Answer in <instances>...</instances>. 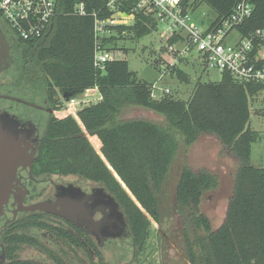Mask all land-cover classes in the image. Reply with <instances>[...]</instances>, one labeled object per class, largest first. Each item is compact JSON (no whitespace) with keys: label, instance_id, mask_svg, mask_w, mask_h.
Instances as JSON below:
<instances>
[{"label":"trees","instance_id":"obj_1","mask_svg":"<svg viewBox=\"0 0 264 264\" xmlns=\"http://www.w3.org/2000/svg\"><path fill=\"white\" fill-rule=\"evenodd\" d=\"M61 1L71 12L78 0ZM106 1L85 0L87 9L99 15L105 11ZM237 1L183 3L193 9L204 3L219 20L232 12ZM251 3V15L238 26L243 34L264 29V0ZM128 28L116 26L118 35L104 41L125 52L119 41L138 39L152 31L139 18L130 34L123 36L121 30ZM93 37L91 16L68 13L57 17L42 36L18 40L24 75L42 82L54 111L62 109L64 92L72 98L96 87L101 95L95 101L80 100L75 115H50L34 163L37 172L74 174L102 183L119 203L135 243L142 248L150 234V218L160 221L157 194L178 150L177 135L185 146L203 133L213 135L223 153L237 161L233 191L224 219L213 229L209 217L200 211V203L202 194L217 186L218 177L204 167L182 166L175 199L186 259L190 264H264V167L250 163L252 144L258 137L250 127V97L260 85L237 83L223 71L218 81H197L186 100L171 94L154 99L151 84L139 79L126 60L107 61L103 69L93 65ZM161 61L166 62L159 56L153 65L157 68ZM168 71L188 82V74L177 64ZM127 105L157 112L167 123L118 118Z\"/></svg>","mask_w":264,"mask_h":264},{"label":"flooded vegetation","instance_id":"obj_2","mask_svg":"<svg viewBox=\"0 0 264 264\" xmlns=\"http://www.w3.org/2000/svg\"><path fill=\"white\" fill-rule=\"evenodd\" d=\"M29 81L35 80L23 73L19 42L0 15V131L15 144L2 147L0 139V151L18 161L12 193L0 213V264H126L130 250V259H136L141 247L102 183L35 169L41 127L54 110L46 93L36 92ZM35 203L51 207L26 209ZM23 248L32 258L20 256Z\"/></svg>","mask_w":264,"mask_h":264},{"label":"built area","instance_id":"obj_3","mask_svg":"<svg viewBox=\"0 0 264 264\" xmlns=\"http://www.w3.org/2000/svg\"><path fill=\"white\" fill-rule=\"evenodd\" d=\"M64 6L61 0H0V15L8 30L22 41L42 36L57 17L68 13L91 16L93 65L97 69H103L107 61L121 58V51L114 49L110 41L104 40L118 35V25L129 27V30H121L123 36L130 34L128 31L132 30L130 28L139 18L156 32L164 43L163 52L170 57L165 59L166 62L157 63L159 71L164 65L163 72H169L173 65L187 61V56L194 51L201 56L205 66L228 72L237 83L260 85L250 97L251 104L258 101L264 106V29L256 28L244 34L238 30V26L252 13L251 0H238L228 16L219 20L215 16L206 25L196 20L198 7L193 9L183 0H107L102 15L89 11L85 0H78L71 12L66 11ZM168 93V88L151 84V98ZM81 96L82 99L72 97L69 101L63 100L65 107L53 111V114L58 118L69 113L75 115L80 100L101 99L96 87L86 88Z\"/></svg>","mask_w":264,"mask_h":264},{"label":"rangeland","instance_id":"obj_4","mask_svg":"<svg viewBox=\"0 0 264 264\" xmlns=\"http://www.w3.org/2000/svg\"><path fill=\"white\" fill-rule=\"evenodd\" d=\"M196 20L204 22L206 25L215 17V12L211 7L202 3L195 12ZM119 46L126 48L125 52H120L121 59L126 60L130 70L136 72L139 79L160 88H168L169 93L174 97L186 100L197 81H218L220 72L214 68L205 66L201 56L197 52H192L187 56V61H181L177 66L188 74V82H182L175 74L159 71L153 62L157 57L170 58L163 52L164 43L159 40L156 32L151 31L138 39H127L119 41ZM19 62V61H18ZM16 70L13 76L16 78ZM30 82L36 86V92L46 93V88L41 81L34 79ZM38 90V91H37ZM38 101H40L37 96ZM63 101V100H62ZM65 107V104L63 103ZM250 127L258 133L257 140L252 144L250 163L256 167H264V106L258 101L250 103ZM79 108V104L76 105ZM260 109V112L255 111ZM65 113V112H64ZM59 114V113H58ZM63 116V115H62ZM120 119H147L160 124H166L165 117L148 108L127 105L119 114ZM45 124L41 127L44 132ZM181 138V139H180ZM179 147L170 165L166 179L157 194L160 210V221L155 222L150 218V234L144 246L137 251L136 259L131 260L132 251L125 256L126 264H190L185 256L184 243L179 230V217L177 213V203L175 199V188L179 179L183 165L190 163L192 166L206 165L212 167L217 175L219 174L220 186L205 191L202 194L200 211L207 215L211 221L212 228L215 229L224 219L223 207L225 198L228 196L232 185L233 163L226 161L218 164V158L213 154L218 151L219 143L213 135L201 134L190 147L183 145L182 136L177 135ZM203 149H207L206 160L203 159ZM228 160L230 158L228 157ZM202 161V162H201ZM218 176V177H219ZM68 176L67 178H69ZM73 178V177H71ZM22 258H32V251L26 248L21 250ZM38 255H35L37 258ZM41 257V256H40ZM123 264V263H119Z\"/></svg>","mask_w":264,"mask_h":264},{"label":"water","instance_id":"obj_5","mask_svg":"<svg viewBox=\"0 0 264 264\" xmlns=\"http://www.w3.org/2000/svg\"><path fill=\"white\" fill-rule=\"evenodd\" d=\"M63 98L65 101H69L70 93L64 92ZM76 98L82 99L81 94L77 95ZM84 135H87V133L84 132ZM0 139L2 140V147L15 145V144H12L11 140L13 139L4 129L0 131ZM17 162L18 161L10 157L5 150L0 151V213L2 211L3 205L8 200L9 195L12 193L13 180L15 179V174H16L15 167H16ZM49 207L51 206H49L48 203H35V204L28 206L26 209L33 211L36 209H39V210L49 209Z\"/></svg>","mask_w":264,"mask_h":264},{"label":"crops","instance_id":"obj_6","mask_svg":"<svg viewBox=\"0 0 264 264\" xmlns=\"http://www.w3.org/2000/svg\"><path fill=\"white\" fill-rule=\"evenodd\" d=\"M181 139V138H180ZM216 139V138H215ZM216 141H218L217 139H216ZM182 142H183V138H182ZM219 143V142H218ZM192 144H194V143H192ZM192 144H190L188 147H190ZM204 151H203V159L202 160H206V156H205V154L207 153V149L205 150V149H203ZM213 156L214 157H217L218 158V164L220 163L221 164V166H222V164L223 163H225L226 161H230V162H232L233 163V166H234V169H233V171H232V180H233V182H232V185H231V187H230V191H229V194H228V196L225 198L226 200L224 201V207H223V218H224V216H225V212H226V205H227V202H228V199H229V197L231 196V194H232V191H233V185H234V175H235V171H236V167H237V161L233 158V157H231L230 155H228L227 153H223V151H222V147H221V145L219 144V148H218V151L217 152H215L214 154H213ZM228 157L230 158V160H228ZM202 162V161H201ZM187 165H189V166H191V167H193V168H199V167H204V168H207V169H209L210 171H214V169L210 166V167H208V166H206V165H199L198 163H197V165H194V166H192L190 163H187ZM215 173V172H214ZM216 174V173H215ZM217 175V174H216ZM219 176V174L217 175V177ZM219 178H220V176L218 177V183H217V186H220V183H219ZM216 186V187H217ZM220 225V224H219ZM218 225V226H219ZM217 226V227H218ZM216 227V228H217ZM214 228V227H213Z\"/></svg>","mask_w":264,"mask_h":264}]
</instances>
